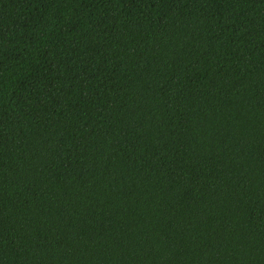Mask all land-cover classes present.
Segmentation results:
<instances>
[{
	"label": "trees",
	"instance_id": "obj_1",
	"mask_svg": "<svg viewBox=\"0 0 264 264\" xmlns=\"http://www.w3.org/2000/svg\"><path fill=\"white\" fill-rule=\"evenodd\" d=\"M0 264H264V0H0Z\"/></svg>",
	"mask_w": 264,
	"mask_h": 264
}]
</instances>
